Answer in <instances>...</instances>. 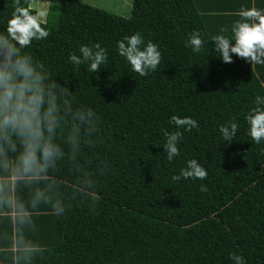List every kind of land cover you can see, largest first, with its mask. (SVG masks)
<instances>
[{
	"label": "trees",
	"instance_id": "1",
	"mask_svg": "<svg viewBox=\"0 0 264 264\" xmlns=\"http://www.w3.org/2000/svg\"><path fill=\"white\" fill-rule=\"evenodd\" d=\"M52 1L60 4L58 22L45 21L49 36L34 41L31 54L96 110L100 129L58 176L66 214L39 211L26 239L43 247L15 264H232L233 253L245 264H264V143L251 144L243 119L264 93L263 71L236 57L222 62L210 39L199 55L185 47L194 30L214 35L221 27L215 17H222L199 0H133L127 17L83 0ZM21 3L30 7V0ZM12 4L0 0V28ZM133 32L162 53L158 70L144 77L115 49ZM97 41L109 50L97 73L67 62L79 45ZM173 115L191 116L199 128L183 133L180 154L169 162L162 144L164 133L176 130ZM230 119L240 128L225 144L218 126ZM191 158L207 177L173 180ZM19 238L13 229L11 240ZM15 251L0 227V264H13Z\"/></svg>",
	"mask_w": 264,
	"mask_h": 264
},
{
	"label": "clouds",
	"instance_id": "2",
	"mask_svg": "<svg viewBox=\"0 0 264 264\" xmlns=\"http://www.w3.org/2000/svg\"><path fill=\"white\" fill-rule=\"evenodd\" d=\"M236 16L211 37L199 29L189 33L185 47L199 55L210 39L224 63L236 57L251 66L264 65V7L242 6ZM48 36L45 12L34 13L21 0H13L6 24L0 28V227L6 229L10 246L16 250L13 264L21 253L28 258L43 247L26 239L36 231L39 211L48 210L57 218L66 214L64 199L57 194L58 176L85 146L94 144L100 129L96 110L78 101L68 84L58 82L46 62L31 54L33 42ZM115 49L141 77L158 70L159 45L141 32L124 35L115 42ZM108 51L99 41L81 44L67 62L97 73L107 63ZM260 86L264 88V82ZM243 119L251 144L264 143V93L254 97ZM170 123L176 130L164 133L162 152L172 162L180 154L183 133L198 130L199 125L193 117L180 115L171 116ZM239 128L236 119L225 121L218 126L221 140L231 144ZM207 175L201 161L191 158L172 179L203 181ZM206 190L201 184L200 191ZM98 191L92 207L99 200ZM13 229L20 237L15 241L11 240ZM229 259L232 264H245L240 254H230Z\"/></svg>",
	"mask_w": 264,
	"mask_h": 264
},
{
	"label": "rangeland",
	"instance_id": "3",
	"mask_svg": "<svg viewBox=\"0 0 264 264\" xmlns=\"http://www.w3.org/2000/svg\"><path fill=\"white\" fill-rule=\"evenodd\" d=\"M85 2L103 8L107 11L117 13L122 16H129L133 0H84ZM30 7L37 12H45V21L48 19L52 24L58 22L60 14L59 2L51 0H30Z\"/></svg>",
	"mask_w": 264,
	"mask_h": 264
},
{
	"label": "crops",
	"instance_id": "4",
	"mask_svg": "<svg viewBox=\"0 0 264 264\" xmlns=\"http://www.w3.org/2000/svg\"><path fill=\"white\" fill-rule=\"evenodd\" d=\"M199 1H200L199 4H201L202 2H204V4L206 6H212L211 8H213V9H211V10H214V11H210L211 16H214L215 17V15H217V16L222 17V18L215 17V27H217V25L219 24L218 22H221V24L218 25V26H227V25H230V23H231L232 20L238 18L236 16V13H237V11L242 6L249 7L253 3H255V5L257 7H264V0H237L238 6L241 5V7L239 9H236V10L235 9H232V10L225 9L223 7V6H226V4H229V3H226V2H229L230 0H199ZM208 22H209V20H208ZM258 68H259V70L261 68L262 71H263V74H264V65H258Z\"/></svg>",
	"mask_w": 264,
	"mask_h": 264
}]
</instances>
